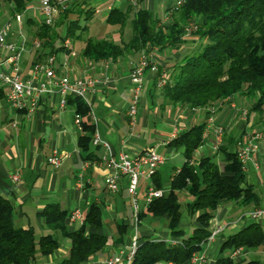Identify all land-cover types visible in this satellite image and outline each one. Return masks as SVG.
Returning a JSON list of instances; mask_svg holds the SVG:
<instances>
[{
    "label": "trees",
    "instance_id": "1",
    "mask_svg": "<svg viewBox=\"0 0 264 264\" xmlns=\"http://www.w3.org/2000/svg\"><path fill=\"white\" fill-rule=\"evenodd\" d=\"M5 1L10 18H15L16 14L25 12L33 0ZM95 1L67 0L62 2L64 7L54 3L58 12L50 24L45 23L40 11L38 21L27 16L26 24L31 29L35 26L28 40H39V55H54L61 49L73 52V43L79 41L83 44L79 51L81 57L93 61L116 60L130 53L152 55L166 49L177 51L191 34L193 48L181 53L168 68L158 65L168 73L161 87L165 100L201 110L209 117L219 102L239 95L249 104L248 114L263 115L264 0H182L180 5L169 7L167 21L145 7L144 0H138L139 6L132 16L130 3L126 7L110 6L102 19L107 27L118 26L122 34L130 23L132 35L119 42L106 36L95 37L90 32L93 25L90 23L98 14ZM66 39L71 45L65 44ZM2 89L0 87V98L5 97ZM70 101L74 102L76 113L81 117L82 133L77 145L88 158L93 153L91 142L95 123L82 97L76 96ZM206 121L192 124L168 141L170 145L184 147L185 160L172 175L168 192L152 198L145 210L138 212L139 219L166 214L170 235L178 240L166 242L149 236L137 237V247L128 264L186 262L207 242L212 232L211 222L222 204L231 203L235 209L263 204L259 192L246 183V174L234 150L238 139L253 130L244 131L238 137L234 132H223L214 152L194 159L195 151L204 143ZM217 155L222 156L221 164L215 161ZM152 183L155 188L162 187L157 177ZM180 191L190 196L186 203L187 214L196 222L190 233L179 226ZM12 215L11 201L0 195V264H37L39 257L57 250L59 239H68L70 243L68 255L61 264H83L105 248L107 236L96 231L102 227L101 209L96 204H91L81 225L69 231L67 210L57 202L46 203L40 215L47 229L58 233L57 237L52 233L37 235L33 226L14 227ZM117 226L122 238L125 225L118 223ZM263 246L264 225L252 220L225 236L213 264H263L259 257H233L237 250L250 251Z\"/></svg>",
    "mask_w": 264,
    "mask_h": 264
},
{
    "label": "crops",
    "instance_id": "2",
    "mask_svg": "<svg viewBox=\"0 0 264 264\" xmlns=\"http://www.w3.org/2000/svg\"><path fill=\"white\" fill-rule=\"evenodd\" d=\"M145 1L148 4V0ZM154 1L157 0H150V3ZM118 2L116 6L126 7L128 4L127 1ZM114 5L115 2L112 0H102L99 4L100 14L105 15L110 6ZM10 38L19 41L22 37L13 38L10 35ZM78 42H74L71 48L75 55H71L67 49H61L54 54L57 76L68 75L70 78L97 80L89 87L85 98L90 108V117L95 119V130L106 144L91 142L93 153L85 158V154L77 145L82 133L80 123L75 122V115L78 113L74 102L70 101L76 95L62 94L58 85L52 86L51 92L38 95L33 102L32 110L15 109L5 97H2L0 195L12 203L14 227L33 226L37 235L52 233L55 237L58 233L47 229L40 215L46 203L57 202L68 213L77 209L82 221L91 204L98 205L101 209L102 227L96 231L104 233L107 241L104 250L90 260L103 256H120L124 261L134 236H149L153 240L166 242L178 240L170 235L169 217L166 214L144 216L141 219L138 217V212L146 208L145 192L147 186H154L153 178L157 177L162 183L161 188L165 193L168 192L172 175L185 160L183 146L161 142L175 129L179 133L194 123L207 120L205 130L208 131H205L204 143L195 151L196 159L214 152L215 135L213 129L208 127V115L206 116L203 111L191 110L184 105L170 104L166 101L161 88L156 85L155 76L149 69L143 72L136 121L131 124L127 113L134 85L131 72L142 52L130 53L116 60L93 61L79 55L82 43L78 50H75ZM29 43L27 40V45L30 46ZM68 44L71 45L70 41ZM194 44L192 42L185 48L191 49ZM31 46L21 55L19 77L25 82L37 85L41 80H45V77L34 79L30 72L33 64L44 60L47 55H39L38 48ZM183 52L185 51L182 49L173 52L166 49L154 57L158 63L168 68ZM0 87L6 92V87L1 82ZM248 108V102L241 96L228 97L219 102L210 114L213 117V125L221 126L224 132H234L236 137L244 131L261 128L264 125V116L248 114ZM243 136L238 140H242ZM149 148H155L164 157V162L157 167L154 177L140 181L136 193L135 212L132 197L126 189L127 176L119 177L116 192L106 189L104 177L111 175L113 171L107 167L103 157L111 154L117 158L122 150L136 154ZM53 152L62 156L58 167H53L47 161ZM215 161L221 164L222 156H215ZM161 171L168 175L166 180L162 178ZM244 172L246 183L252 185L264 201L261 192V185L264 183V142H260L258 148L250 153V161ZM14 175L18 179H13ZM189 199L187 192H179L181 204L179 226L183 229L190 227L187 233L196 225L193 218L187 214L186 203ZM253 207L254 204H249L244 208L235 209L231 203L222 204L211 222L212 230L215 228L220 230L212 240L205 242L191 259L181 264H213L225 236L253 220L249 216ZM82 221L66 219L68 230L77 229ZM256 221L264 225V218ZM118 223L125 225L122 238ZM59 241L57 250L49 256L39 257L37 264H61L62 259L68 255L70 243L68 239ZM240 255L259 257L264 264V246L250 251L240 249L233 257L238 259ZM157 264L169 263L161 261Z\"/></svg>",
    "mask_w": 264,
    "mask_h": 264
},
{
    "label": "built area",
    "instance_id": "3",
    "mask_svg": "<svg viewBox=\"0 0 264 264\" xmlns=\"http://www.w3.org/2000/svg\"><path fill=\"white\" fill-rule=\"evenodd\" d=\"M182 0H176L175 6L180 5ZM61 7H64L63 3H59ZM39 11L42 14L45 23L50 24L53 18L58 12V6L52 3L50 0L39 1ZM15 20L20 21V15H15ZM11 23L6 21L0 26V82L6 87L5 98L7 102L15 109H28L32 110L33 102L38 95H44L51 92V87L58 85L59 91L62 94L73 93L76 96L82 97L86 103L85 95L90 86L94 85L97 80L94 78H70L68 75L57 76L55 67V56L48 55L44 60L38 61L33 64L31 69V76L34 79H41L42 76L45 80H41L37 85L31 82H25L19 77L20 60L21 55L27 48V40L21 38L19 41L10 38ZM68 41L65 42L67 44ZM34 47L38 48L40 42L34 39L31 43ZM73 55L74 52H71ZM159 63L149 54L141 53L139 60L131 72V79L134 83L132 87V96L130 98L127 113L130 118V123L134 124L136 121L139 98L143 86V72L145 69H149L156 78L157 87L161 88L167 78L168 73L165 69L159 68ZM88 104V103H87ZM212 114V113H211ZM264 116V109H263ZM93 122L95 119L92 117ZM75 122L80 123V115H75ZM208 127L213 129L215 140L213 148L220 144L223 128L218 125H213V117H208ZM204 130L203 135L205 136ZM176 129L173 130L170 135L161 143L167 144L169 140L177 135ZM94 144H106L103 142L98 133H95L92 138ZM260 142H264V126L246 133L242 140H238L234 145V150L238 159L242 164L243 171L247 170L248 163L250 161V153L256 150ZM107 167H109L113 173L104 177V184L108 191L116 192L118 190L119 177L125 175L128 178L126 185L127 192L131 195L134 211L136 212V193L137 187L142 179L150 180L159 165L164 162V157L156 151L155 148H149L136 154H130L127 151H120L118 157L115 158L111 154L103 157ZM48 163L53 167H58L61 164L62 156L53 152L48 158ZM256 165V164H255ZM178 169L175 170V173ZM13 179H18L16 175ZM261 192L264 197V183L261 185ZM165 193L162 188H155L152 185L147 186L145 192V200L148 203L152 198L159 197ZM264 202V201H263ZM249 216L253 220H259L264 218V203L261 206H255L249 212ZM68 218L70 220L82 221L80 212L77 209H73L69 212ZM219 228L212 230L208 236L207 241L212 240L219 231ZM137 237L134 236L131 240L129 250L126 254L124 261L120 256H103L96 260H88L83 264H128L132 255L137 247ZM239 250L233 254H238ZM169 264H172L169 262Z\"/></svg>",
    "mask_w": 264,
    "mask_h": 264
},
{
    "label": "rangeland",
    "instance_id": "4",
    "mask_svg": "<svg viewBox=\"0 0 264 264\" xmlns=\"http://www.w3.org/2000/svg\"><path fill=\"white\" fill-rule=\"evenodd\" d=\"M39 1L40 0H33L26 8L25 12H23L20 15V21H16L15 18H10V15L8 14V6L5 0H0V26L3 25V23H5L6 21H9L11 23V34L13 38H17V37H22L25 39H29V33L31 30L34 29L35 26L31 27L26 24L25 22V18L27 16L32 17L34 20L38 21L39 19ZM54 3H64L67 0H52ZM102 0H96L95 4L97 5V9L99 10L97 13H99V15L97 14V17L95 20H93L90 24L92 25V30H90V32L95 36V37H109L112 38L113 40H115L116 42H119L121 39L124 40H128L130 38V36L132 35V31L130 28V23L128 22L126 24V26L124 27L122 34H121V30L118 28V26H114V27H107L105 25V23L103 22L102 19H104V14H100V8H99V4L101 3ZM111 1V0H110ZM121 0H112V2H115V5H117ZM122 1H127L128 3H130L132 5V10L130 12V16H132V12L138 8L139 3L138 0H122ZM176 0H157L154 1L153 3H150V0H148V4L146 3V1L144 2V6L147 8H150L158 14V16L162 19V21L164 20H168V16L170 15V10L169 7L173 4H175ZM100 2V3H99ZM117 3V4H116ZM143 4V3H142ZM56 18V17H55ZM13 33V34H12ZM192 35L189 34L187 41L185 42V45L183 46L182 50H184L185 52L189 51L190 49L185 48L186 46H188L190 43H192V39L191 38ZM68 41V39L65 40V42ZM30 42V46L27 45V47H32ZM189 43V44H188ZM81 45V42H78L75 46V50H78L79 46ZM143 53V52H142ZM141 55V54H140ZM152 55H157V54H153ZM151 55V56H152ZM162 172V178L164 180L167 179V174L164 171ZM186 231L190 230L189 228H185ZM227 234V233H225Z\"/></svg>",
    "mask_w": 264,
    "mask_h": 264
}]
</instances>
